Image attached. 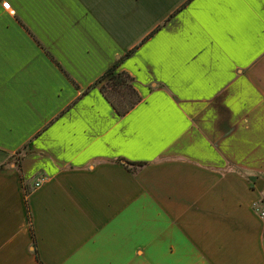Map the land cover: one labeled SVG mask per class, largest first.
<instances>
[{
  "label": "crops",
  "instance_id": "1",
  "mask_svg": "<svg viewBox=\"0 0 264 264\" xmlns=\"http://www.w3.org/2000/svg\"><path fill=\"white\" fill-rule=\"evenodd\" d=\"M0 154V264H264V0H0Z\"/></svg>",
  "mask_w": 264,
  "mask_h": 264
},
{
  "label": "trees",
  "instance_id": "2",
  "mask_svg": "<svg viewBox=\"0 0 264 264\" xmlns=\"http://www.w3.org/2000/svg\"><path fill=\"white\" fill-rule=\"evenodd\" d=\"M46 52L50 56V58L59 66V68L65 72L64 68L54 59V57L48 51ZM130 54L131 52L124 57L118 58L115 64L111 68H109L97 81H95V83H93L89 87V89L85 92L87 93L89 90L93 88L99 89L100 92L103 94V96L115 109L117 114L121 117L126 116L142 101V97L135 88V79L128 72L121 69V65L123 61ZM74 84L77 86L76 83ZM22 152L23 150L19 151L17 154L21 155ZM125 165L129 168L130 167L141 168L145 166L146 163H132L126 161ZM29 194L30 192L27 190L26 196L28 197ZM26 202L28 203V200H26ZM29 214H30V221L32 222L31 213ZM34 240H35V235H34Z\"/></svg>",
  "mask_w": 264,
  "mask_h": 264
},
{
  "label": "built area",
  "instance_id": "3",
  "mask_svg": "<svg viewBox=\"0 0 264 264\" xmlns=\"http://www.w3.org/2000/svg\"><path fill=\"white\" fill-rule=\"evenodd\" d=\"M3 7H4L5 9H10V8H11V4H10L9 2H4V3H3ZM44 180H45L44 178H41L40 180H38L37 183L35 184L36 187L41 186V184L44 182ZM256 210L260 213V215H261L262 217H264V212H262V211L260 210L259 205H256Z\"/></svg>",
  "mask_w": 264,
  "mask_h": 264
},
{
  "label": "rangeland",
  "instance_id": "4",
  "mask_svg": "<svg viewBox=\"0 0 264 264\" xmlns=\"http://www.w3.org/2000/svg\"><path fill=\"white\" fill-rule=\"evenodd\" d=\"M12 158H7L5 155H1L0 154V163L1 165H9L10 163H12Z\"/></svg>",
  "mask_w": 264,
  "mask_h": 264
}]
</instances>
